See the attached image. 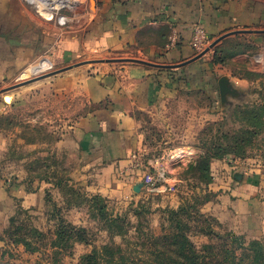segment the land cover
I'll return each mask as SVG.
<instances>
[{
    "label": "rangeland",
    "instance_id": "374dc122",
    "mask_svg": "<svg viewBox=\"0 0 264 264\" xmlns=\"http://www.w3.org/2000/svg\"><path fill=\"white\" fill-rule=\"evenodd\" d=\"M25 2L43 20L51 16L61 23L84 0H76L75 5H65L63 0ZM238 31L241 33L218 45L217 50L225 61L220 75H229L238 87L229 78L225 96L220 86L212 98L184 92L139 112L146 150L135 173L132 162L117 178L129 187L128 191L121 188L113 196L92 189L93 183L100 180L97 174L85 171L87 159L67 139L72 127L94 106L73 91L56 90L53 73L60 66L0 85V241L4 242L0 263L79 264L84 255L105 247L115 253L120 264L165 262L171 252L159 258L156 255L178 248L168 238L177 234L176 226L180 223L199 251H207L206 246L211 245L221 247L219 241L207 234L204 220L174 214L185 204L192 206L195 194L206 199L207 193L211 194L210 201L197 208L216 231L232 232L247 243L258 240L264 244V234L251 237L231 231L207 208L225 190L246 181L256 188L257 198L264 202V132L247 158L227 155L212 160L208 179L194 162L203 153L201 140L217 133L219 126L214 127V123L239 128L234 115L237 107L264 104V21L255 28ZM122 57L111 52H87L80 54L73 64L105 61L106 64L83 66L88 75L97 70H114L119 66L113 64L114 60ZM213 163L220 165L213 169ZM133 174L139 179L134 184ZM148 176L153 178L151 183H147ZM220 180L225 185H220ZM187 198L190 201L186 202ZM190 206L188 210L192 211ZM57 218L84 229L87 243L57 240ZM23 240L39 250L27 252Z\"/></svg>",
    "mask_w": 264,
    "mask_h": 264
},
{
    "label": "crops",
    "instance_id": "0c3cea01",
    "mask_svg": "<svg viewBox=\"0 0 264 264\" xmlns=\"http://www.w3.org/2000/svg\"><path fill=\"white\" fill-rule=\"evenodd\" d=\"M44 20L25 0H0V85L66 69L53 73L56 90L73 91L94 106L67 139L87 159L85 171L97 174L92 189L113 196L128 191L117 178L132 162L135 173L146 150L138 113L184 92L212 98L224 77L236 86L220 75L223 65L214 58L218 45L237 34L210 47L232 30L259 26L264 0H84L63 22ZM87 52L124 57L115 59L119 66L112 71L87 75L83 66L106 64H73ZM138 180L133 174V184ZM207 208L231 231L264 234V202L249 181L225 190Z\"/></svg>",
    "mask_w": 264,
    "mask_h": 264
},
{
    "label": "trees",
    "instance_id": "16d2710c",
    "mask_svg": "<svg viewBox=\"0 0 264 264\" xmlns=\"http://www.w3.org/2000/svg\"><path fill=\"white\" fill-rule=\"evenodd\" d=\"M217 50L219 51V49ZM217 50L214 63L223 65L225 61L219 56ZM234 115L235 122H238L239 128H230L227 123L217 122L213 124L214 127L219 126L217 128V133L212 138L201 140L200 149L203 153L199 156V159L194 162L199 164L201 170L206 172L205 178L207 179L209 178V168L212 160L222 159L227 155H234L238 158H247L256 139L264 132V104L257 103L239 106L236 108ZM190 168L193 169V165H191ZM207 195L206 199H202V194H195L192 196V206L185 204L178 212L174 211V214H187L188 217L192 218L193 216H197L201 221L204 220L207 225L206 229L209 230L207 234L210 235L209 237L213 241H219L221 247L218 245H211L206 246L207 251H199L197 246L191 241L190 237L185 234L184 225L180 223L179 226H176L178 229L177 234H173V236L168 238L169 240L174 241L178 248H174L172 251L162 250L161 253L159 252V255H156L157 258L162 254L168 256V252H171L168 256V260L151 264H264V244L261 241L254 240L247 243L242 237H239L232 232L221 234L214 229L211 223H208L210 221L209 219L205 220L207 217L201 213L197 206L204 205L210 201L209 198L211 194L207 193ZM99 198L100 197H96V200ZM188 201H190V199L187 198L186 202ZM188 206L193 210L189 211ZM57 221L59 224L54 232L57 240L87 243L84 229H77L72 225L64 224L67 222L62 220V218H59V220L57 218ZM113 222H115V220H113ZM34 231L39 235H42V232L38 229H33V232ZM56 241L53 243L54 245L56 244ZM22 242L25 245L27 252L35 253L39 250L33 248L26 240H23ZM55 248L58 249L59 247L55 245ZM116 250L121 252V249L119 248ZM79 264L120 263L115 253H113L109 247H105L101 251L95 249L91 253L84 255ZM133 264L139 263L133 262Z\"/></svg>",
    "mask_w": 264,
    "mask_h": 264
},
{
    "label": "water",
    "instance_id": "95a60500",
    "mask_svg": "<svg viewBox=\"0 0 264 264\" xmlns=\"http://www.w3.org/2000/svg\"><path fill=\"white\" fill-rule=\"evenodd\" d=\"M239 33H241V31H236V32H231V33H229V34H226V35H224V36H222V37H220V38H218L212 45H211V47L210 48H214L219 42H221L224 38H226L227 36H230V35H233V34H239ZM208 51V50H207ZM206 53V52H205ZM204 54V53H203ZM203 54H201V55H203ZM115 61H120V60H114V62ZM100 62H105V61H100ZM110 62V61H109ZM64 71H66V69H64V70H60L59 72H56L55 74H58V73H61V72H64ZM228 84H229V81H228V79L227 78H222L221 80H220V83H219V86H220V91H221V93H222V95L223 96H225V93L228 91Z\"/></svg>",
    "mask_w": 264,
    "mask_h": 264
},
{
    "label": "bare ground",
    "instance_id": "6f19581e",
    "mask_svg": "<svg viewBox=\"0 0 264 264\" xmlns=\"http://www.w3.org/2000/svg\"><path fill=\"white\" fill-rule=\"evenodd\" d=\"M42 1H44V0H42ZM63 2H65V3H67V4H65V5H75V3H76V0H63ZM11 100V98L10 97H8L7 98V101L9 102ZM187 150V149H186Z\"/></svg>",
    "mask_w": 264,
    "mask_h": 264
},
{
    "label": "built area",
    "instance_id": "2783aa9c",
    "mask_svg": "<svg viewBox=\"0 0 264 264\" xmlns=\"http://www.w3.org/2000/svg\"><path fill=\"white\" fill-rule=\"evenodd\" d=\"M195 44H196L197 48H201V45L199 43H195ZM147 180H148L147 183H151L153 178L151 176H148Z\"/></svg>",
    "mask_w": 264,
    "mask_h": 264
}]
</instances>
